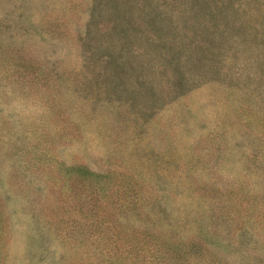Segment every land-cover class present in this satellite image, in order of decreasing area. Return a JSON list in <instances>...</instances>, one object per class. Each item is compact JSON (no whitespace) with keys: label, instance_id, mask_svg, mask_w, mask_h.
Returning a JSON list of instances; mask_svg holds the SVG:
<instances>
[{"label":"rangeland","instance_id":"1","mask_svg":"<svg viewBox=\"0 0 264 264\" xmlns=\"http://www.w3.org/2000/svg\"><path fill=\"white\" fill-rule=\"evenodd\" d=\"M0 264H264V0H0Z\"/></svg>","mask_w":264,"mask_h":264}]
</instances>
